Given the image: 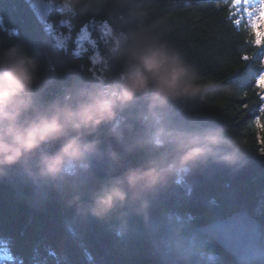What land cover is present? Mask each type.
<instances>
[{
	"label": "clouds",
	"instance_id": "9594fccd",
	"mask_svg": "<svg viewBox=\"0 0 264 264\" xmlns=\"http://www.w3.org/2000/svg\"><path fill=\"white\" fill-rule=\"evenodd\" d=\"M62 3L127 18L105 42L115 71L74 75L49 97L55 76L48 63L42 67L23 43L0 40V178L19 165L34 179L69 189L67 203L78 217L127 223L146 217L158 195L187 174L247 163L244 138L200 107L213 92L231 89L190 62L153 0ZM105 135L120 141L123 153L102 149ZM105 152L103 177L74 179Z\"/></svg>",
	"mask_w": 264,
	"mask_h": 264
},
{
	"label": "trees",
	"instance_id": "16d2710c",
	"mask_svg": "<svg viewBox=\"0 0 264 264\" xmlns=\"http://www.w3.org/2000/svg\"><path fill=\"white\" fill-rule=\"evenodd\" d=\"M52 2L45 23L37 19L25 0H4L0 5V29H7L0 30V40L23 43L41 57L42 67L48 63L55 76L49 97L55 96L61 83L74 75L102 78L115 71V64H110L104 54V39L111 36L92 25L107 19L115 29L127 23L125 16L110 15L103 8L86 13L77 10L73 18L71 13L56 10L62 0ZM233 3L234 0H153L152 6L168 17L172 26L170 38L201 74L231 89L213 92L200 107L244 138L247 163L237 170L209 166L193 171L179 178L188 188L177 181L172 183L153 201L146 217L132 216L127 223L118 219H82L77 216L75 205L67 203L69 189L61 190L34 179L21 166H13L0 178V264H35L34 251L46 258L47 264H58L56 258L47 255L48 251H55L57 256L70 253L72 264H159L146 240L134 234L132 227L143 228L153 214L163 221L168 212L189 213L195 218L194 225L200 226L217 214L246 208L264 219V154L260 152L264 147V127L256 123L264 101L252 76L259 73V60H242L244 54L252 56L257 51L250 44L255 37L249 24L251 18L242 7L244 1L240 0L237 8L232 7ZM252 3L258 4L259 0ZM236 19L241 21L239 25L235 24ZM61 20H69L71 25ZM85 25L87 30L92 29L89 39L82 35ZM12 30L18 35H11ZM97 53L99 59L94 62ZM102 139V149L111 146L115 152L123 153V145L114 136L105 135ZM128 159L135 162L137 155ZM107 166L105 152L83 167L74 179L101 178ZM68 227L75 229V236ZM213 246L219 251L218 245Z\"/></svg>",
	"mask_w": 264,
	"mask_h": 264
},
{
	"label": "snow or ice",
	"instance_id": "6c2138e0",
	"mask_svg": "<svg viewBox=\"0 0 264 264\" xmlns=\"http://www.w3.org/2000/svg\"><path fill=\"white\" fill-rule=\"evenodd\" d=\"M3 2L4 0H0V5ZM51 4L52 0H49V5ZM239 6L240 0H234L232 7ZM244 6L251 9L248 12L251 18L249 24L255 38L250 40V44L257 51L252 56L244 54L242 60H259V73H252V76L260 89V98L264 101V0H259L258 4L252 3V0H244ZM56 10L60 13H71L73 18L77 14V10L70 3H64ZM257 12L259 16H256ZM2 21L3 17L0 16V24ZM61 23L71 25L69 20H61ZM240 23L239 19L235 20L236 25ZM100 26L105 36L113 34L114 25L110 20L101 21ZM48 27L51 28V24ZM84 27L87 30L86 25ZM11 35L18 33L12 30ZM98 59L99 53L94 62ZM262 120L264 107L260 108V116L256 118V123L264 127ZM260 152L264 154V147L260 148ZM179 183L181 180L178 179L177 184ZM194 219L189 213L174 211L168 212L163 221L153 214L143 228L136 225L132 227L134 234L146 240L159 264H264V219H259L256 211L241 210L227 215L217 214L204 228L195 226ZM68 231L73 236L76 235L74 228L68 227ZM213 245H219V251ZM85 252L87 254L86 250ZM47 255L56 258L58 264H72L70 253L57 256L55 251H48ZM32 259L35 264H47V259L41 258L38 252L34 251ZM88 259H91L90 255Z\"/></svg>",
	"mask_w": 264,
	"mask_h": 264
},
{
	"label": "water",
	"instance_id": "95a60500",
	"mask_svg": "<svg viewBox=\"0 0 264 264\" xmlns=\"http://www.w3.org/2000/svg\"><path fill=\"white\" fill-rule=\"evenodd\" d=\"M26 1H32L31 7L34 8V12L37 15V17L41 20H45L48 15V9L51 7L49 5V2L46 0H26ZM206 225L200 226L201 228L206 227Z\"/></svg>",
	"mask_w": 264,
	"mask_h": 264
},
{
	"label": "rangeland",
	"instance_id": "374dc122",
	"mask_svg": "<svg viewBox=\"0 0 264 264\" xmlns=\"http://www.w3.org/2000/svg\"><path fill=\"white\" fill-rule=\"evenodd\" d=\"M92 27H93V28H96V27L101 28L100 23H93ZM91 32H92V29L85 30V31L83 32V34H82V35H83V38H84V39H89V38L91 37ZM241 210H247V211H248V209H246V208H242V209L235 210V211H233V212L241 211ZM233 212H232V213H233Z\"/></svg>",
	"mask_w": 264,
	"mask_h": 264
}]
</instances>
